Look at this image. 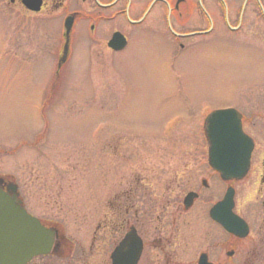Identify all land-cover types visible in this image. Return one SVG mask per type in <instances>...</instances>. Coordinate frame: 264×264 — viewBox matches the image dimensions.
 <instances>
[{"label": "flooded vegetation", "instance_id": "af4514ba", "mask_svg": "<svg viewBox=\"0 0 264 264\" xmlns=\"http://www.w3.org/2000/svg\"><path fill=\"white\" fill-rule=\"evenodd\" d=\"M0 14L4 44L9 36L19 42L17 48L2 51L15 56L31 41L34 62L46 60L55 77L70 68L119 76L137 57L148 69L174 72L189 64L196 51L207 57L217 51L231 58L264 54L259 46L264 45L259 29L264 28V0H0ZM243 98L222 108L236 111L242 132L252 141L249 170L242 180L221 181L208 164L204 138L201 143L191 137L194 150L183 158L150 161L148 187L138 180L119 184L106 208L83 212V222L101 213L83 226L65 217L80 216L76 212L46 208L58 203L56 195L45 192L51 183L0 175V190L8 194L15 187L26 213L52 234L50 252L27 264H262L264 100ZM170 142L177 150L175 140ZM227 189L234 193L233 213L247 228L243 238L210 218ZM139 190H146L147 197ZM35 194L45 201L36 208L27 202ZM78 229L84 237L71 240L67 232ZM128 234L135 240L122 245ZM241 243L239 250L235 245Z\"/></svg>", "mask_w": 264, "mask_h": 264}, {"label": "rangeland", "instance_id": "374dc122", "mask_svg": "<svg viewBox=\"0 0 264 264\" xmlns=\"http://www.w3.org/2000/svg\"><path fill=\"white\" fill-rule=\"evenodd\" d=\"M1 21L0 14V175L51 183L45 192L58 203L46 208L78 213L65 216L74 225L93 224L101 213L84 222L81 215L106 208L119 184L138 180L148 187L150 161L183 158L195 149L191 137L203 143L201 124L210 111L244 95L264 100L263 53L231 58L196 51L174 72L148 69L137 57L119 76L70 68L55 77L46 60L34 62L31 41L15 56L2 51L19 42L9 36L4 44ZM174 140L177 150L169 145ZM43 201L27 198L34 207ZM67 233L77 241L85 234Z\"/></svg>", "mask_w": 264, "mask_h": 264}, {"label": "water", "instance_id": "95a60500", "mask_svg": "<svg viewBox=\"0 0 264 264\" xmlns=\"http://www.w3.org/2000/svg\"><path fill=\"white\" fill-rule=\"evenodd\" d=\"M65 29L67 32V25ZM203 133L211 169L224 182L242 180L249 169L253 145L242 132L239 115L231 109L212 112L204 120ZM233 195V190L228 189L210 211V218L235 237L243 238L247 228L232 213ZM130 240H135L132 234L125 237L122 245ZM51 248V232L25 212L16 188L11 187L8 194L0 190V264H26L35 256L47 255Z\"/></svg>", "mask_w": 264, "mask_h": 264}]
</instances>
